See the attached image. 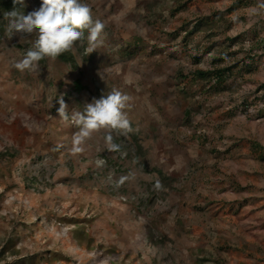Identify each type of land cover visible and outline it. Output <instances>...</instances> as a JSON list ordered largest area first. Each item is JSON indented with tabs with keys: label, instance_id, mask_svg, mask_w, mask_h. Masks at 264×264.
Here are the masks:
<instances>
[{
	"label": "rangeland",
	"instance_id": "obj_1",
	"mask_svg": "<svg viewBox=\"0 0 264 264\" xmlns=\"http://www.w3.org/2000/svg\"><path fill=\"white\" fill-rule=\"evenodd\" d=\"M41 2L24 0L25 15ZM81 2L105 28L91 53L85 30L74 62L21 73L35 34L0 43V153L15 156H0V264H264L257 0ZM222 55L237 65L225 84L178 78ZM113 89L130 97L121 149L102 131L72 155V113ZM61 96L68 121L53 112Z\"/></svg>",
	"mask_w": 264,
	"mask_h": 264
},
{
	"label": "clouds",
	"instance_id": "obj_2",
	"mask_svg": "<svg viewBox=\"0 0 264 264\" xmlns=\"http://www.w3.org/2000/svg\"><path fill=\"white\" fill-rule=\"evenodd\" d=\"M24 0H13V9L5 13L8 20L5 36L11 39L20 35L35 34V40L23 58L14 63L13 67L21 73L38 70L42 59L55 60L70 50L77 41L84 39L87 31L88 48L91 53L100 47V39L105 28L99 19H93L92 10L81 0H42L40 7L27 15L24 14ZM250 15L264 18V0H257ZM130 97L113 89L106 96L93 98L83 111H74L71 115L72 124L78 129L72 138L71 154L77 155L84 151L82 145L95 133L104 132L108 151H119L120 145L114 142V135H127L132 129L125 109ZM58 116L64 121L69 120L67 104L63 96L58 99ZM121 178L117 187L123 183Z\"/></svg>",
	"mask_w": 264,
	"mask_h": 264
},
{
	"label": "trees",
	"instance_id": "obj_3",
	"mask_svg": "<svg viewBox=\"0 0 264 264\" xmlns=\"http://www.w3.org/2000/svg\"><path fill=\"white\" fill-rule=\"evenodd\" d=\"M12 4V5H11ZM9 3L6 4L4 6L1 5V1H0V43L2 42L6 29L5 26L7 24V20L5 19V13L8 11H11L13 9V3ZM11 5V6H10ZM233 11V9H232ZM231 11V12H232ZM27 13V9L26 7L24 8V14ZM230 43V41H229ZM230 47V45H229ZM225 52H226V48H225ZM70 50L67 51V53H63L60 56H58L56 59H58L60 62H64V63H70L71 59L73 60V58L70 56ZM195 60L196 63L200 60L199 57L195 56ZM227 60L228 58L226 57V55H222L220 59H217L215 62V66L211 69H196L194 72H188L186 70V67L182 66L180 69V72L178 74V78L182 79V81L187 80L188 78L192 77L195 78V80L198 81H202V82H211L214 81L215 84L217 85H222L225 84L227 82V80L233 76L237 70V65H232L229 66L227 64ZM74 62V60H73ZM75 90L77 91H82L83 90V86L80 83V81H76V86H75ZM258 90H264V85H261ZM244 106L246 108H248V102L245 101L244 102ZM54 113H57V109L53 111ZM189 114V112H188ZM187 122H189L187 120ZM139 135L135 136V139L138 138ZM205 137V135H204ZM256 146H259V143H255ZM141 147V144H140ZM121 149V147H120ZM0 156L2 157H15L12 153H10L9 151L0 153ZM260 159H264V157L262 155L259 156ZM148 239L153 242L154 241V234L152 232L149 233L148 235Z\"/></svg>",
	"mask_w": 264,
	"mask_h": 264
}]
</instances>
